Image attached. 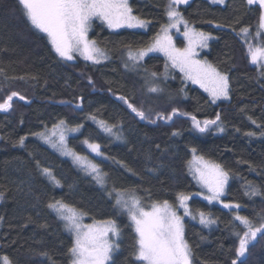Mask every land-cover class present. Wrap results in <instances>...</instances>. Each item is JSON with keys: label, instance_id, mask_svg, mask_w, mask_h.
<instances>
[{"label": "trees", "instance_id": "1", "mask_svg": "<svg viewBox=\"0 0 264 264\" xmlns=\"http://www.w3.org/2000/svg\"><path fill=\"white\" fill-rule=\"evenodd\" d=\"M167 3L129 1L133 14L149 21L145 29L112 30L99 20L93 21L90 39L107 52L108 59L92 64L83 58H59L45 34L23 15L18 0H0V69L4 73L0 75V97L10 91L26 97V101L14 99L10 112H0V255H8L13 264H70L68 249L73 237L47 207L53 199L77 208L88 223L115 219L121 229L115 264H138L132 255L135 232L127 215L115 207V199L73 160L35 135L54 130L60 120L68 127L83 125L79 132L66 133L68 147L100 164L107 173L109 191L114 186L135 191L146 208L167 199L181 215L177 194L183 192L191 197L188 207L194 215L203 211L216 220L204 226L186 219L193 264H231L239 243L235 233L242 232L235 215L247 216L254 224L264 218V195L245 194L248 182L264 192V128L249 119L264 126V79L249 62L247 45L240 35L244 27L255 35L259 7L249 6L246 0H227L225 5L192 0L179 8L192 27L215 37L200 57L229 77V99L212 103L210 95L187 82L180 71H171L166 78L168 60L161 53L148 55L135 67L127 59L130 49L148 46L161 33L167 23ZM149 86L161 91L150 93ZM121 95L137 106L168 113L177 108L200 121L215 119L219 113L225 130L220 132L213 125L201 133L184 116L174 117L168 124L140 121L117 99ZM101 120L116 125L114 131H119L123 140L102 131ZM173 132L179 134L174 136ZM248 132L255 135L248 136ZM21 137H26L24 146L19 144ZM85 139L99 143L108 159L90 152ZM193 148L198 156L228 171L223 202L239 203L241 208H224L196 195L205 190L191 175ZM37 162L50 168L63 187L42 175ZM245 258L247 264H264V240L258 236Z\"/></svg>", "mask_w": 264, "mask_h": 264}, {"label": "snow or ice", "instance_id": "2", "mask_svg": "<svg viewBox=\"0 0 264 264\" xmlns=\"http://www.w3.org/2000/svg\"><path fill=\"white\" fill-rule=\"evenodd\" d=\"M189 2L190 0H168L165 8L167 23L161 27L163 35L157 34L155 40L144 48L136 51L130 49L127 53V59L135 67L148 53L163 52L173 68L179 69L187 80L193 84H199L204 91L209 93L212 103H216L217 100H228L231 91L228 75L217 70L207 60L198 59L199 52L197 49L207 48L208 42L215 37L210 33L198 31L189 26V21L179 10L181 5H188ZM211 2L222 5L225 0H211ZM246 2L249 6L258 5L260 10L259 25L254 36L247 27L241 28L240 35L247 45L249 62L257 66L260 77L264 79V0H246ZM18 3L26 19L40 33L45 34L51 44L52 51L64 61H73L78 55L93 64H100L108 58L105 51L97 46L96 41L89 39L88 34L95 20L103 22L110 29L144 28L149 23V21L133 15L129 0H18ZM181 25L184 27L183 35L188 44L184 48H177L172 43L169 32L173 28L179 31ZM216 27L223 28L224 25L217 24ZM253 40L257 42L253 43ZM125 66L128 67V64ZM3 74V69H0V75ZM152 75L155 76L156 73H152ZM5 79H17V77L6 76ZM18 79H23V77ZM89 83H92L90 78ZM0 91L3 89L0 88ZM159 91L161 90L155 86L148 87L150 93ZM14 99L26 101L24 95L10 91L0 97V112H10L14 106ZM117 99L126 104L131 113L140 121H146L150 124H156L158 121H164L165 124H168L173 121L174 117L184 116L191 119L193 128L201 133L209 131L213 125L220 132L225 130L222 122H220L219 113L215 119L200 121L196 116L182 112L177 108H172L171 112L168 113L146 108L143 105L137 106L123 95ZM76 107H81V105ZM91 119L96 122L95 116H92ZM249 119L257 127L264 128L255 119L251 117ZM54 127L61 129L58 137L55 132L51 134L40 132L35 135L61 154L72 157L73 162L82 171L92 176L97 184L108 192L109 197L115 199V207L122 214L127 215L130 226L135 232V244L132 253L134 261L138 264H193L192 250L185 239L183 218L178 215L177 210L167 199L153 202L146 208L135 191L118 189L115 186L109 191L107 173L101 170L100 164L90 160L88 156H82L70 150L67 146L66 133L79 132L83 125L68 127L65 120H60ZM99 127L116 140H123L121 133L114 131L116 125H109L106 121L101 120ZM178 134L177 132L172 133L174 136ZM246 135L254 136L255 133L248 132ZM261 135H264V131L261 132ZM53 137L57 138L53 139ZM25 139L26 137L19 139L21 146H24ZM83 143L96 156H103L104 159H108L101 151L99 143L91 142L89 139H85ZM191 151L195 153L196 149L193 148ZM37 168L55 186L63 187L50 168L41 167L39 162H37ZM129 171L131 170L129 169ZM194 172L199 182L209 193V195L204 196V199L208 200L209 203L220 202V198L225 195V187L229 179L228 171L219 164L206 161L203 156H197L195 157ZM133 174L135 175V173ZM113 193H115L114 197ZM245 194L257 196L264 195V192L248 182ZM196 195H201V193H196ZM0 198H3V193H0ZM190 198V195L183 192L177 194L179 207L185 208L184 215L190 214L185 204ZM47 207L55 213L57 219L63 222L65 230L73 237L72 246L68 249L70 264H115V254L120 249L118 241L121 236V229L115 219L94 220L91 224H84V214L62 199H53ZM223 207L239 209L241 205L239 203H223ZM198 215L199 222L204 226L216 223L215 219L203 211L198 212ZM234 219L239 221L242 232L235 233L239 243L234 251L235 259H232L231 264H247L245 257L250 252V245L257 241L258 236L259 239L264 240V218H261V222L258 224H254L247 216L239 214H236ZM40 254L48 255L47 252ZM0 264H13V260L8 255L3 254L0 255Z\"/></svg>", "mask_w": 264, "mask_h": 264}, {"label": "rangeland", "instance_id": "3", "mask_svg": "<svg viewBox=\"0 0 264 264\" xmlns=\"http://www.w3.org/2000/svg\"><path fill=\"white\" fill-rule=\"evenodd\" d=\"M130 1V0H129ZM192 0H190V2H191ZM211 1V0H210ZM227 0H225V2H226ZM189 2V3H190ZM222 5H225V3L224 4H222ZM134 15V14H133ZM189 26L191 27V28H194V27H192L190 24H189ZM124 28H129V27H121V28H115V30H119V29H124ZM135 28H137V29H145V27L144 28H139V27H135ZM132 29H134V28H132ZM195 29V28H194ZM113 30V29H112ZM183 32H184V27H183V25H181L180 26V29H179V31L177 30V29H175V28H173V29H171L170 30V32H169V35L172 37V43L175 45V47H177V48H184V47H186L187 46V44H188V41H187V39H186V37L183 35ZM89 35V34H88ZM160 35L162 36L163 35V33H160ZM89 39H90V36H89ZM179 39H181L182 41H183V43H184V45L182 46V45H180V40ZM97 44V43H96ZM97 46H98V44H97ZM99 47V46H98ZM100 48V47H99ZM197 51L199 52V56H198V59H201V60H204L203 58H201L200 57V53H201V51H202V49H197ZM161 53L163 56H165L164 55V53L163 52H160V51H155V52H150V53H148V55H151V54H156V53ZM106 54H107V52H105ZM147 55V56H148ZM147 56H145L143 59H145ZM107 57H108V54H107ZM165 58H166V60H168V58L165 56ZM77 59H82V57H80V56H76L75 57V59L74 60H77ZM108 59V58H107ZM107 59H105V60H107ZM104 60V61H105ZM103 61V62H104ZM88 62H90V63H92L91 61H88ZM102 62V63H103ZM93 64V63H92ZM167 73H166V75H165V77L166 78H168V76L170 75V72L171 71H179V69H177V68H173L172 66H171V62L168 60V67H167ZM183 74V73H182ZM184 76V75H183ZM185 78V77H184ZM185 80H187L186 78H185ZM187 82H191L190 80H187ZM192 83V82H191ZM193 84V83H192ZM194 85H196V86H198L199 88H201L200 86H199V84H194ZM203 89V88H202ZM204 90V89H203ZM208 93V92H207ZM209 94V93H208ZM217 101H220V100H217ZM61 131V129L60 128H54V130H52V131H50V132H47V133H49V134H51V133H53V132H55L56 134H57V137H58V135H59V132ZM57 137H53V139H55V138H57ZM67 146H68V143H67ZM51 147V146H50ZM52 148V147H51ZM69 148V147H68ZM53 150H56V149H54V148H52ZM70 149V148H69ZM71 150V149H70ZM73 151V150H72ZM59 152V151H58ZM61 153V152H60ZM63 155V154H62ZM193 159H192V162L190 163V171H191V175L192 176H194L195 177V180L202 186V184L199 182V180H198V178L196 177V175H195V172H194V164H195V157H197L198 155L196 154V152L195 153H193ZM64 157H66L67 155H63ZM68 158H70L71 160H73L72 159V157H70V156H67ZM90 159V158H89ZM90 160H92V159H90ZM207 161V160H206ZM77 165V164H76ZM78 166V165H77ZM229 179H230V176H229ZM229 179H228V182H229ZM203 187V186H202ZM204 188V187H203ZM227 188H228V183H227V185H226V187H225V195L227 194ZM204 190H205V193H201V195H198V196H200V197H202L203 199H204V196L205 195H209V193L207 192V189L206 188H204ZM225 195L224 196H222L221 198H220V202H218V201H213V202H211V203H214V204H217V203H219V204H221L222 206H223V198L225 197ZM206 200V199H205ZM208 201V200H207ZM185 204H186V206H187V209L189 210V215H184V212H185V208H182L181 207V209H182V211H183V215H181L180 214V212L177 210V213H178V215H180L182 218H183V223H184V233H185V239H186V230H185V222H186V219H190V220H192V221H194V222H196V221H198L199 222V220H200V218H199V216L198 215H194L192 212H191V210H190V208L188 207V200L185 202ZM193 216H195V219H193ZM83 223L84 224H91V223H93V222H90V223H88V222H86V219H85V217L83 216ZM187 242H188V240H186ZM189 244V243H188Z\"/></svg>", "mask_w": 264, "mask_h": 264}]
</instances>
